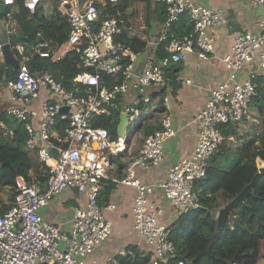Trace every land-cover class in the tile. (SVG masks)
Instances as JSON below:
<instances>
[{
  "label": "built area",
  "instance_id": "1",
  "mask_svg": "<svg viewBox=\"0 0 264 264\" xmlns=\"http://www.w3.org/2000/svg\"><path fill=\"white\" fill-rule=\"evenodd\" d=\"M122 1L25 0L30 11L58 2L57 10L67 18L70 31L61 42L42 38L34 45L18 42L14 47L19 63L16 77L6 82L9 98L4 113L23 125L26 146L38 152L46 181L19 176L12 187L11 206L0 215V264H86V258L112 235L106 211L115 205L99 203L107 181L136 188L134 229L150 246L149 264L168 261L177 251L169 226L159 221L158 205L152 199L157 186L180 215L200 209L195 186L207 176L210 161L225 140L221 127L236 126L245 119L258 95L256 78L264 74V16L255 20L253 31L235 35L230 52L222 58L228 75L210 90L205 106L194 118L198 125L194 152L174 164L160 184H144L137 178L138 166L161 165L164 144L175 136L171 117L165 115L160 129L142 137L138 155L127 165L125 175L119 178L111 174L113 161L134 143L138 132L135 124L142 127L140 119L148 113L145 107L157 108L159 98H163L168 108V96L159 93L167 86V65L181 63L195 52L209 61L216 54L215 29L227 23L220 12L195 0H157L166 7L157 43L167 42L168 56L159 60L147 55L138 66L143 53L119 39L124 30ZM249 1L256 6L264 3ZM2 2L6 10L0 25L5 24L6 34L16 36V1ZM184 14L192 30L183 36H169L171 27ZM4 44L0 29L2 57ZM69 55L79 58L81 68L69 88L51 72L35 69L37 59L57 63ZM114 114L127 117L124 137H115L98 124L100 118ZM0 130L14 135L3 121ZM263 167L258 164L259 169ZM69 189L86 195L87 200L75 208L71 231L66 233L46 221L41 208ZM127 254L112 256L106 264H121L120 257Z\"/></svg>",
  "mask_w": 264,
  "mask_h": 264
},
{
  "label": "trees",
  "instance_id": "2",
  "mask_svg": "<svg viewBox=\"0 0 264 264\" xmlns=\"http://www.w3.org/2000/svg\"><path fill=\"white\" fill-rule=\"evenodd\" d=\"M15 1L17 35L6 34L5 24L0 25L1 40L5 44L10 43V49L13 50L14 55H16L14 47L18 42L34 45L42 38L61 42L69 33L70 24L67 18L57 10L58 2L52 3L47 8L39 7L35 11H30L25 6V0ZM134 1L123 0L119 5L124 28L119 39L137 53L147 54V41L130 36L127 31L128 25H123L128 18L126 12ZM144 1L148 9L151 8V3H155L156 18L163 24L166 18L165 5L158 3L157 0ZM191 30L192 25L188 16L184 14L174 23L168 35L183 36ZM155 53L159 60L167 57V42L159 43ZM177 64L179 63L170 62L166 67L167 85L168 73H173ZM35 69L39 73L51 72L67 88L71 85L72 78L81 71L79 58L75 55H69L57 63L47 59H37ZM15 77L14 68L2 62L0 82L6 83ZM256 82L258 95L251 104L261 120L259 131L248 130V135L241 145L229 149L227 148L229 134L227 130L232 125L227 124L221 127L225 140L211 159L207 176L198 181L195 186L201 208L180 215L169 225L170 240L174 243L177 252L171 259L161 264H178L179 262L183 264H264V173H261L258 168V161L264 162V74L258 75ZM166 90L167 88H164L159 93L165 94ZM158 109L151 110L150 107V110L145 112H157ZM0 121L14 130L13 136L6 135L0 130V205H2L0 215H2L11 204L10 206L4 204L1 194L7 187L12 188L19 176H24L28 181L44 182L46 178L43 176L45 168L39 161L38 152L29 150L26 146L27 135L23 125L1 110ZM98 124L109 129L116 137L120 115L114 114L112 117L100 118ZM142 127L135 124L137 131ZM160 128L161 124L160 126L145 125L144 132L148 135ZM114 185L111 181L104 183V188L99 194L100 204L103 196L105 199L109 198ZM243 194V199L229 214L226 224L219 226L216 210ZM127 252L126 256L120 257L121 264L151 262L152 253L150 252L139 251L136 247H129Z\"/></svg>",
  "mask_w": 264,
  "mask_h": 264
},
{
  "label": "crops",
  "instance_id": "3",
  "mask_svg": "<svg viewBox=\"0 0 264 264\" xmlns=\"http://www.w3.org/2000/svg\"><path fill=\"white\" fill-rule=\"evenodd\" d=\"M201 5L209 7L220 12L227 23L218 26L215 29L217 37L216 54L209 61L202 60L198 53L187 54L186 58L175 65V71L168 73V87L165 95L168 96V108H165L162 98H159L157 112L149 111L145 117L142 116L140 122H143L142 129L136 134L134 143L129 147L124 156L116 159L112 163L111 174L117 177H123L126 173V167L130 161L138 155L139 145L142 137L146 136L144 132L145 125L160 126V120H154L155 115H169L172 120V126L175 130V136L168 139L164 144V160L158 167L136 168L137 178L144 184H160L166 177L169 169L180 160L191 155L197 143L198 125L194 122L196 114L205 106L211 89L227 78V70L224 67L222 58L230 52L234 36L238 33L254 30V22L260 17L258 15V6L249 0H195ZM156 6V5H155ZM153 9H147L149 16L147 22L149 28L143 25L142 29L148 32V36L131 35L147 41V54L139 60L138 66L142 65L147 55L156 57L155 50L158 46V37L160 36L162 23L157 18L155 22L151 21ZM155 10V8H154ZM153 13L156 17V14ZM130 17L127 18V31L135 29L133 26L136 20L132 16V11L127 10ZM133 21L132 24L130 21ZM3 57L0 55V61ZM4 62V60L2 61ZM170 74V75H169ZM189 81V82H188ZM9 90L6 83L0 86V110L5 111L8 103ZM151 110L154 106H150ZM146 122V123H145ZM145 123V124H144ZM232 126L227 131L234 132ZM250 129V128H249ZM248 129V130H249ZM122 165V166H121ZM114 189L111 191L108 199L104 196L101 199V205L107 206L114 204L113 210L106 211V217L112 223V235L103 243L92 255L86 258V264H106L112 256H117L129 247H136L139 251L148 252L150 249L147 241L141 237L139 232L134 229L133 205L136 198V188L122 183H114ZM12 188L7 187L1 194L4 204L10 206L12 202ZM152 199L158 205L159 221L167 226L175 222L180 214L177 209L172 207L165 199L163 191L157 186ZM86 195L80 194L75 189H69L59 194L50 204L41 208V214L46 221L58 225L63 232L69 233L72 228V218L77 206L86 203ZM2 206V205H0Z\"/></svg>",
  "mask_w": 264,
  "mask_h": 264
},
{
  "label": "rangeland",
  "instance_id": "4",
  "mask_svg": "<svg viewBox=\"0 0 264 264\" xmlns=\"http://www.w3.org/2000/svg\"><path fill=\"white\" fill-rule=\"evenodd\" d=\"M155 8V3H151V9L154 10ZM147 9L148 7L146 6V2L144 0H135L131 7L128 8V10L132 11V16L136 19L134 21L133 26H136L135 29H131L128 31L129 35H139V36H148V32H146V30L142 29L143 25L146 26V28H149L150 23H148L146 19H148V15H147ZM152 10V14H151V21L155 22L156 21V17L153 13ZM127 13V12H126ZM128 15V14H127ZM128 17H130V15H128ZM132 24V20L130 21ZM124 26L126 24H123ZM151 27V26H150ZM143 56H140V59ZM144 58V57H143ZM3 84H5L4 82H0V86ZM146 110H150V107L146 106ZM162 120L161 115H155L154 120ZM161 122V121H160ZM261 122V120L259 119V116L257 114V112L254 110L253 104L250 105L248 113L245 117V119H243L240 123H238L236 126H233L235 129V131L233 133H229L228 134V139H227V148L229 149H234L237 146L241 145V142H243L245 140V137L248 135V129L251 131L256 130L259 131L260 125L259 123ZM259 166L263 167L264 164L261 161H258ZM220 210V209H219ZM219 210H216V217L219 215Z\"/></svg>",
  "mask_w": 264,
  "mask_h": 264
},
{
  "label": "water",
  "instance_id": "5",
  "mask_svg": "<svg viewBox=\"0 0 264 264\" xmlns=\"http://www.w3.org/2000/svg\"><path fill=\"white\" fill-rule=\"evenodd\" d=\"M5 10H6V7L4 6L2 0H0V19L3 18ZM257 10H258L257 16H264V3L258 5ZM2 54H3L4 63L11 65L14 68V70L16 71L18 69V63L19 62H18L17 57L12 53L10 46L8 44H4V46L2 48ZM126 126H127V117L125 114H121L120 115V124L118 126V135H120L122 137L125 136ZM5 164H3V165H5ZM260 172L264 173V167L260 169ZM243 197H244V194L235 198L234 200L230 201L228 204H226L223 208L220 209L219 215L217 216L219 226H223L226 224V222L229 218V214L240 203V201L243 199Z\"/></svg>",
  "mask_w": 264,
  "mask_h": 264
}]
</instances>
